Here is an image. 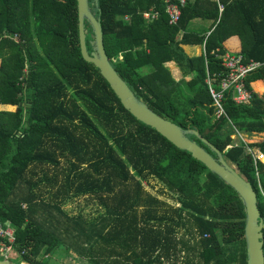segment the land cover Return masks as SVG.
<instances>
[{
	"label": "trees",
	"instance_id": "trees-1",
	"mask_svg": "<svg viewBox=\"0 0 264 264\" xmlns=\"http://www.w3.org/2000/svg\"><path fill=\"white\" fill-rule=\"evenodd\" d=\"M92 9L119 76L152 111L196 129L236 165L256 192L264 223V157L261 163L243 142L232 144L233 128L263 134L251 146L264 153V0H188L176 25L168 23L162 0H99ZM150 10L159 16L147 22ZM194 19L213 20L210 31L190 29ZM183 46L202 51L190 57ZM226 52L262 66L246 79L251 103L237 105L226 93V116L216 118L206 79L224 75ZM170 61L180 81L164 66ZM0 107H14L0 109V222L14 228L25 264H49L67 239L92 264H163L179 245L197 264H246L239 197L190 153L137 121L83 60L76 0H0ZM149 178L179 206L148 193L142 182ZM78 197L98 199L104 213L90 221L69 217L59 203Z\"/></svg>",
	"mask_w": 264,
	"mask_h": 264
},
{
	"label": "water",
	"instance_id": "water-1",
	"mask_svg": "<svg viewBox=\"0 0 264 264\" xmlns=\"http://www.w3.org/2000/svg\"><path fill=\"white\" fill-rule=\"evenodd\" d=\"M99 0H76L78 12V35L80 52L85 62L93 64L100 72L111 90L120 100L121 105L137 121L151 127L176 148L187 151L201 162L211 173L218 176L239 197L245 212L244 238L246 245V264H264V223L257 206V195L252 185L242 176L232 162L226 160L222 153L203 138L196 129H183L170 120L152 111L149 106L129 88L111 65L103 44L102 26L92 7H98ZM87 25V26H86ZM88 51L86 37L89 35ZM189 136L199 139L214 156L204 147L191 140ZM0 264H25L22 261L0 259Z\"/></svg>",
	"mask_w": 264,
	"mask_h": 264
},
{
	"label": "built area",
	"instance_id": "built-area-1",
	"mask_svg": "<svg viewBox=\"0 0 264 264\" xmlns=\"http://www.w3.org/2000/svg\"><path fill=\"white\" fill-rule=\"evenodd\" d=\"M188 0H162L165 4V13L168 17L170 25H176L181 17V8H183ZM220 13L223 6L219 4ZM159 13L154 10L146 11L143 18L148 22L157 19ZM221 65L225 70L223 76L218 81L210 76L206 79L208 92L212 99L214 115L216 118L226 116L223 99L226 93H231L232 100L237 105H248L252 101V94L246 89V79L248 76L256 72L262 64L253 60L246 61L242 55L232 54L229 52L221 56ZM234 134L238 137L242 135L233 128ZM232 146H227V149ZM251 153V152H249ZM259 154L264 157V153L260 150L254 156L255 160L263 163ZM264 164V163H263ZM15 244L14 228L9 222H0V259L9 261H22L25 251H18Z\"/></svg>",
	"mask_w": 264,
	"mask_h": 264
},
{
	"label": "rangeland",
	"instance_id": "rangeland-1",
	"mask_svg": "<svg viewBox=\"0 0 264 264\" xmlns=\"http://www.w3.org/2000/svg\"><path fill=\"white\" fill-rule=\"evenodd\" d=\"M190 28V27H189ZM188 49H185V53L188 54ZM190 53V52H189ZM0 109H6L9 111L14 110V107H0ZM229 131V127L225 129V132ZM263 139V134L252 133L245 134L241 137L237 135H232V144H239L243 142L245 145V151L251 152L254 156L257 155L259 149L255 146H251L253 144H257L261 142ZM233 164V163H232ZM235 167L236 165L233 164ZM49 174H53V169H48ZM41 176L40 171L34 179H38ZM144 189L150 193L151 195L157 197L160 200H163L170 204L173 207H178V203L174 201V197L166 190L164 185L159 182L157 179L149 178L146 181L142 182ZM44 199H48L47 195H44ZM60 208L67 214L69 217H78L80 216L83 220H94L99 215L104 213L103 207L100 205L99 200L95 198H87V197H78L67 200L65 203L60 204ZM55 218H59V215L54 212ZM175 236L177 238L184 237L185 240H188L189 235H186L185 230H177L175 232ZM67 239V238H65ZM193 241H191L192 244ZM71 240L67 239V242L62 243L55 250L53 255L49 259V264H92L88 259H84L78 255L75 251L74 247L70 245ZM182 250V251H181ZM169 257H164L163 264H197L198 259L195 257L193 252H188L181 247L178 246L177 250L171 249ZM189 260V263L187 261ZM18 260L17 262H19Z\"/></svg>",
	"mask_w": 264,
	"mask_h": 264
},
{
	"label": "crops",
	"instance_id": "crops-1",
	"mask_svg": "<svg viewBox=\"0 0 264 264\" xmlns=\"http://www.w3.org/2000/svg\"><path fill=\"white\" fill-rule=\"evenodd\" d=\"M213 24V20H208V19H194L190 23V29L192 30H197V31H210L211 26ZM231 44L235 45V42H231ZM183 49H188V56L193 57L197 56L201 53L202 48L199 46H183ZM171 73V76L173 77L174 80L180 81L183 78V74L178 67V65L174 61H170L165 63L164 65Z\"/></svg>",
	"mask_w": 264,
	"mask_h": 264
}]
</instances>
